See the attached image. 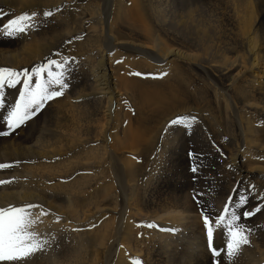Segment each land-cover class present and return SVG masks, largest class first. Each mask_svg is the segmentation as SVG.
<instances>
[{
	"label": "bare ground",
	"instance_id": "6f19581e",
	"mask_svg": "<svg viewBox=\"0 0 264 264\" xmlns=\"http://www.w3.org/2000/svg\"><path fill=\"white\" fill-rule=\"evenodd\" d=\"M33 12L31 33L0 37V68L69 58L75 71L57 102L0 136V164L11 165L0 170L11 181L0 185V207L38 205L33 231L48 241L28 264L46 255L65 264H214L202 208L213 204L218 215L240 194L246 210L264 208V0H0V26ZM21 89H4L0 130ZM182 117L196 123L170 124ZM217 141L235 148L223 206L220 186L191 170L175 184L165 169L192 162V152L199 160L202 145L186 143ZM201 187L215 191L210 201L183 197ZM251 218L242 219L250 244L234 264L264 263V218Z\"/></svg>",
	"mask_w": 264,
	"mask_h": 264
},
{
	"label": "snow or ice",
	"instance_id": "6c2138e0",
	"mask_svg": "<svg viewBox=\"0 0 264 264\" xmlns=\"http://www.w3.org/2000/svg\"><path fill=\"white\" fill-rule=\"evenodd\" d=\"M52 12H44V17H51ZM37 13H25L9 20L0 26V37L19 38L29 29L38 27L36 24ZM59 55V54H57ZM55 69V70H54ZM75 69L72 60L47 59L45 63L34 66L31 70L17 71L9 68H0V109H5V88H16L22 84L18 98L8 106L7 114L3 117L7 131L0 130V136L10 135L16 129L36 117L47 102L60 97L71 85L72 73ZM135 75H142L135 73ZM164 75V74H162ZM196 123L195 117H182L170 122L171 125H182L190 129ZM11 167L0 164V170ZM199 166L191 168L195 174ZM11 181H0V185ZM254 185L249 190L254 189ZM203 195L197 193L196 196ZM194 196V199H196ZM249 198L240 194L238 201L228 198L222 211L217 215L210 207L201 210L203 225L206 232V245L214 259V264H234V258L242 250V246L249 245V234L252 229L242 223V218L247 221L262 211L260 206L246 210ZM38 205H25L21 207H0V264H28V261L45 251L48 241L39 238L33 231L37 220L33 218L31 209ZM46 215L47 213H43ZM151 227V225H149ZM217 230L225 236V244L217 247L214 245V235ZM175 233L178 229H170ZM133 264H141L136 260Z\"/></svg>",
	"mask_w": 264,
	"mask_h": 264
},
{
	"label": "rangeland",
	"instance_id": "374dc122",
	"mask_svg": "<svg viewBox=\"0 0 264 264\" xmlns=\"http://www.w3.org/2000/svg\"><path fill=\"white\" fill-rule=\"evenodd\" d=\"M31 32H32V29H29L26 33H31ZM59 99L60 97L55 98L54 100H51V101L55 103ZM51 101L49 102L51 103ZM5 131H7V128ZM200 144L203 147V152L201 153L199 160H196V158L193 157L197 154L196 152L190 153L191 157L194 158L196 161H194L193 159L192 162H186V163L184 162L176 163L175 162L165 167L166 178L172 179V182L175 184H183V182H185L188 179V171L191 170L192 167L199 166L198 172L195 174L193 173V174L197 176L198 178H201V176H204L205 178L204 183L207 184V187L212 186L213 188V187L220 186V188L218 189V193L220 190V198L223 201L219 203V206H223L224 202L226 201L228 197L227 190L231 187V185L234 184L233 183L234 179L232 178L234 176V172L232 170L233 165L230 164L229 159L232 158L234 154L233 151L235 150V148L232 145L226 144L223 141L211 142V143H206V144L205 143H194V142L186 143L188 148H192L193 146L200 145ZM235 168L236 167H234L233 169ZM229 173L231 174L232 177H229ZM192 181L194 182L195 178H192ZM202 188L203 187L198 188L197 190L195 188H191V189L186 188L184 190L183 197L184 196H186L187 198L191 197L192 199V197L194 196L193 194L201 193V191H204L205 193H202L203 195H199V198L200 199L202 198L205 201H210L211 196L213 195V193H215V191H213L210 188L208 189H202ZM208 207L212 208L214 207V205L209 204ZM261 209L262 211L260 213H257L256 216L259 215L260 218H264V208H261ZM251 219L253 218H250L247 221ZM241 222L243 223V221ZM201 228H203L204 234L206 235L203 221H202ZM218 233L220 234L221 231L219 230ZM224 244H225V241H223V245ZM35 261L36 262H34L33 264H65V261L63 259L57 260L55 258H50L47 255L43 257L42 259H35Z\"/></svg>",
	"mask_w": 264,
	"mask_h": 264
}]
</instances>
